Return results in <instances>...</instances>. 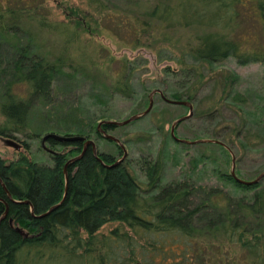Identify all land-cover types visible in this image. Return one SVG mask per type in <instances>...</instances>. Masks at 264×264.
Masks as SVG:
<instances>
[{
	"label": "trees",
	"instance_id": "obj_1",
	"mask_svg": "<svg viewBox=\"0 0 264 264\" xmlns=\"http://www.w3.org/2000/svg\"><path fill=\"white\" fill-rule=\"evenodd\" d=\"M86 1L93 7L103 5L101 0ZM40 7L41 3L37 2L12 0L5 5L0 1V138L38 137L42 132L102 137L97 126L110 120L109 115L89 118L61 108L56 109L58 117H42L38 133L28 134L32 110L52 97L58 78L67 76L64 64L62 59L50 62L35 55L31 43L23 45L19 42L12 48V57L6 59L2 47L6 37L18 34L31 23L52 30L48 18L42 17ZM139 16L135 19L141 24L139 30L137 24L133 26L127 21L135 48L144 45L142 40L153 39L154 33L162 27L173 32L182 29L191 32L189 36L192 37L182 48V63H178L184 69L173 72L177 76L183 75V80L175 82L177 86H174L181 90H174L165 79V97L193 103L205 80L216 75L220 77L221 86L218 100L210 112L193 116L196 120L212 118L218 121L223 108L236 107L237 120L242 127L235 129L233 119L217 124L211 131H200L190 141L220 142L196 146L205 147L211 155L214 153L211 149H216L219 156L222 153L228 160L232 159L231 152L236 155L239 151L236 149L239 144L244 148L264 149V145L257 146L244 135L254 127L264 134V80L263 87L254 94L256 108L251 109L246 94L237 89L240 79L232 73L218 72L217 68V64L228 59H235L241 66L264 64V0H155L154 5L152 2V6ZM249 23L250 28L247 27ZM88 33L93 34L92 30ZM68 39L70 41L71 37ZM186 58L192 59L190 67H187ZM196 65L208 67L210 74L204 75L206 68L199 70ZM131 69L124 64L120 71L114 72L112 86L115 91L127 93L132 81ZM166 74L171 73L167 70ZM5 78L10 80L2 82ZM21 89L25 92L18 93ZM149 104L150 99L146 98L143 105ZM247 118L251 127L244 125ZM116 128L102 126L108 134ZM170 139L183 148L192 146ZM47 143L52 151L53 165L38 164L25 155L7 164L0 157V199L9 206L7 217L0 223V264H152L156 260L163 264H198L201 253L197 222L206 207L203 203L195 206L193 199L198 189L192 181L164 184V163L171 158L170 151L159 152L157 159L147 157L136 161L143 166L147 177L148 190L143 191L130 168L133 161L107 168L105 165L117 162L114 156L98 151L99 159L90 147L82 159L68 167L66 195L64 168L69 160L82 154L83 143L62 144L54 140ZM23 146L29 150L25 142ZM165 146L169 148V143ZM117 147L121 154V148ZM55 148L63 151H54ZM218 158L223 157L201 155L194 162L193 170L200 164L205 166L208 159L215 164ZM218 174L221 180L228 176L235 181L231 174L224 175L223 171ZM240 187L255 191L250 201L236 199L223 191L201 188L203 196L206 194L211 202L214 197L218 201L214 206L218 212L206 229L214 238L219 236L240 244L261 261L262 251L255 243L262 235L261 223H264V184ZM65 195V201L57 209L42 217L59 205ZM2 201L0 220L7 211ZM111 222L121 223L129 231L114 230L98 238L99 231Z\"/></svg>",
	"mask_w": 264,
	"mask_h": 264
},
{
	"label": "rangeland",
	"instance_id": "obj_2",
	"mask_svg": "<svg viewBox=\"0 0 264 264\" xmlns=\"http://www.w3.org/2000/svg\"><path fill=\"white\" fill-rule=\"evenodd\" d=\"M0 1L7 5V2L12 0ZM101 1L103 2L102 7H93L86 0H23V3H41L42 17L48 18L52 30L37 26L34 22L25 26L18 34L6 37L7 41L6 43L4 41L5 44L3 43L2 47L4 59L12 57L14 53L12 48L19 42L23 45L31 43L34 46L33 53L35 55L50 62L62 59L67 75L56 80L52 97L32 110L28 134L38 133L37 129L42 125V117L47 115L58 117L57 108H61L62 111L74 110L73 112L89 118H94L97 115L96 119L102 114H107L110 120L123 122L133 116L143 114L149 107V105H143V101L146 98H152L154 106L148 115L109 133L125 143L128 152L126 161L134 162L130 168L142 190H148L147 177L142 169L143 166L136 161L139 162L142 158L147 157L157 159L159 152L170 151L171 158L164 163V184L177 180L192 181L198 189L196 197L193 199L195 206L203 203L206 207L201 211V218L197 222V227L200 230L198 242L201 253L197 259L198 264H264V223H261L262 235L255 243L262 251L261 261H258L255 255L242 248L240 244L219 236L218 239L214 238L207 232L206 225L218 212L214 207L218 201L214 197L211 202L206 194L203 196L201 188L223 191L228 196L243 199L245 202L251 200L255 191L240 187V184L228 176L224 177L225 180L220 179L218 171H223L224 175H230L232 172V159L228 160L222 153L220 156L223 158H218V162L215 164L208 159L205 166L200 164L194 171V162L201 155H205L207 158L215 157V155L220 157L217 154L220 152L211 149L214 152L211 155L212 152H208L205 147L192 145L190 148H183L176 145L170 139L172 125L178 118L185 117L189 113V109L184 106L170 105L164 100L167 97L163 98L160 94L155 93L164 91L165 79L170 87L177 86L175 82L183 80L181 73L178 74L181 76H177L173 72L184 69L178 63H182V48L192 37L189 36L190 30L182 29L173 32L162 27L154 33L153 39H147V42L146 39L142 40L144 45L135 48L133 35L127 30V21L131 22L133 26L137 24L136 28L138 27L139 30L141 24L135 20L136 17L147 11L152 6V2L154 5L155 0ZM141 20L143 22V18ZM118 24L121 25L118 27ZM247 27L250 28V23L247 24ZM91 30L93 34L90 35L88 31ZM140 35L142 36V33ZM68 36L71 37L70 41ZM124 64L126 67L132 68L130 73L132 81L125 94L115 91L112 86V75L114 72L120 71ZM186 64L187 67H190L193 64L192 59L186 58ZM196 66L199 67V70L206 68L204 75L210 74L208 67ZM217 68L218 72L232 73L240 79L237 89L246 94L248 106L251 109L256 108L254 94L257 93L259 87H263L264 64L241 66L235 59H228L217 64ZM167 70L171 74H166ZM9 80V78L8 80L5 78L2 82ZM220 87L219 76L212 75L205 80V85L198 93L197 100L191 103L194 108L193 115L210 112L214 102L218 100ZM173 89L181 90L178 87ZM22 92L25 91L21 89L18 93ZM1 95L2 90H0V102ZM237 116L236 107L223 108L222 117L218 121H213L212 118L196 120L193 116L192 119L177 127L176 136L190 141L199 135L200 131H211L217 124L230 122L233 119H235L233 127L240 128L242 125L240 121L238 122ZM244 125L251 127L248 118ZM224 126L226 128L227 124ZM49 133L56 132H42L38 137L30 138H26L24 135H17L10 139L0 138V157L7 164L16 162L22 155H25L30 161L38 164L53 165L50 146L48 143L45 146L42 143L43 137ZM246 133L244 135H247L253 143L255 142V145H264V134H261L259 129L256 130L254 127L250 129L249 134ZM103 137L93 134L87 139L95 142L97 151L110 154L117 161L120 160L123 157V152L120 154L117 145ZM8 140L13 141L20 148L9 145ZM24 142L28 144L29 150L23 146ZM166 143H169L170 149L165 146ZM236 149L239 150L235 155L237 177L248 182L258 179L264 173V149H256L253 146L244 148L240 144ZM57 150L63 151L62 148L54 149V151ZM175 152L178 153V156ZM174 155L177 157L174 158ZM221 160L224 161L222 165ZM260 183L264 184V179ZM114 230L129 231L123 224L111 222L99 231L98 238L107 236ZM152 264L163 263L156 260Z\"/></svg>",
	"mask_w": 264,
	"mask_h": 264
},
{
	"label": "water",
	"instance_id": "obj_3",
	"mask_svg": "<svg viewBox=\"0 0 264 264\" xmlns=\"http://www.w3.org/2000/svg\"><path fill=\"white\" fill-rule=\"evenodd\" d=\"M155 93H158L160 94L163 98H165L163 92L161 91H156ZM168 104L170 105H175V106H184V107H188L189 109V113L185 116V117H182L180 119H178L177 121H175L172 125V128H171V136L172 138L179 142V143H184V144H187V145H196L198 143H216V144H221L220 142H217V141H211V140H202V141H189V140H184V139H180L176 136V129L177 127L185 122V121H188L190 120L192 117H193V111H194V108H193V104H191L190 102H186V101H174V100H170V99H167L165 98L164 99ZM154 106V102H153V99L151 98L150 99V104H149V107L148 109L143 113V114H140V115H136V116H133L131 118H129L128 120H125L123 122H118V121H114V120H108V121H103V122H100L99 126H98V129L99 131L103 134L104 138L108 141H111V142H114L116 143L122 150L123 152V157L118 160L116 163H114L113 165L111 166H107L105 165L107 168H113V167H117L118 165L124 163L126 161V159L128 158V152L125 148V145L116 137L112 136V135H109L105 132H103L102 130V126L104 125H109V126H113V127H122V126H126V125H129L131 124L132 122H135L143 117H145L146 115H148L150 113V111L152 110ZM49 140H54L55 142H58V143H62V144H73V143H83V152L80 156L76 157V158H73L71 160H69V162L66 164L65 168H64V174H65V177H66V195H67V190H68V183H69V177H68V167L72 164H75L76 162H78L80 159H82L84 157V155L86 154L87 150L92 147L95 155L97 156V148H96V144L94 141L92 140H88L86 137L84 136H79V135H60V134H56V133H49L47 135H45L42 139V143L43 145L45 146V144L49 141ZM7 143L11 146H15L16 148H20L19 145H16L13 141L11 140H8ZM231 152V151H230ZM231 155H232V172H231V177L240 185H243V186H247V187H252V186H256L258 185L263 179H264V173L256 180L254 181H251V182H248V181H244V180H241L237 177L236 175V172H235V167H236V157L235 155L231 152ZM98 157V156H97ZM99 158V157H98ZM100 159V158H99ZM101 161V160H100ZM66 195L63 199V201L53 207L49 212H47L46 214H44L42 217H45L47 215H49L52 211H54L55 209H57L66 199ZM9 198H11V196L9 195ZM0 201H2L0 199ZM4 202V201H2ZM6 207H7V211H6V214L5 216L0 220V223L2 220H4L7 215H8V211H9V206L6 202H4ZM27 204H29V202H27Z\"/></svg>",
	"mask_w": 264,
	"mask_h": 264
}]
</instances>
